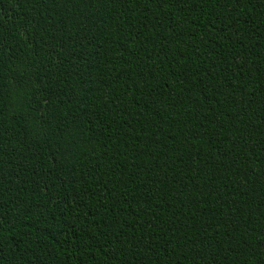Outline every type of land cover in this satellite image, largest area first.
<instances>
[{
  "label": "trees",
  "instance_id": "16d2710c",
  "mask_svg": "<svg viewBox=\"0 0 264 264\" xmlns=\"http://www.w3.org/2000/svg\"><path fill=\"white\" fill-rule=\"evenodd\" d=\"M0 264H264V0H0Z\"/></svg>",
  "mask_w": 264,
  "mask_h": 264
}]
</instances>
